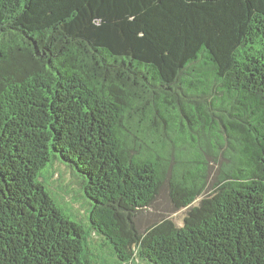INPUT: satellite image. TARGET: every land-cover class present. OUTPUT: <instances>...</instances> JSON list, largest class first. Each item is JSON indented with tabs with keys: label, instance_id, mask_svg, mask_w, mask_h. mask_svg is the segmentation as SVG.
Returning a JSON list of instances; mask_svg holds the SVG:
<instances>
[{
	"label": "trees",
	"instance_id": "obj_1",
	"mask_svg": "<svg viewBox=\"0 0 264 264\" xmlns=\"http://www.w3.org/2000/svg\"><path fill=\"white\" fill-rule=\"evenodd\" d=\"M0 264H264V0H0Z\"/></svg>",
	"mask_w": 264,
	"mask_h": 264
},
{
	"label": "rangeland",
	"instance_id": "obj_2",
	"mask_svg": "<svg viewBox=\"0 0 264 264\" xmlns=\"http://www.w3.org/2000/svg\"><path fill=\"white\" fill-rule=\"evenodd\" d=\"M72 172L73 171L70 168L59 162H56V166H53L49 163L47 168H45L43 171L44 186L47 188L49 193L50 190L48 185L50 182L47 179L55 173V176L51 181V194H49L53 197L62 213L70 221L80 224L84 229L87 230L89 210L91 207L88 200L84 197L82 190H79L80 188L77 184V181L72 177ZM73 173L77 176L75 172ZM198 203L199 200H197L192 205V207H196ZM188 210L189 209H182L175 213H171L169 211L167 199L164 195H162L154 208H150L142 212L141 221L142 224L146 221L153 222L156 218L162 216L171 220L177 227H181ZM92 238L93 249L97 250V245L100 244V240L95 236ZM99 252L102 254V256L109 259L107 249L103 248Z\"/></svg>",
	"mask_w": 264,
	"mask_h": 264
}]
</instances>
